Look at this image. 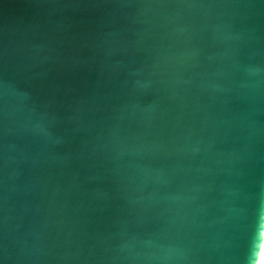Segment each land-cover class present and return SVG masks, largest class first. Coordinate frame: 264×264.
<instances>
[{
    "label": "water",
    "instance_id": "water-1",
    "mask_svg": "<svg viewBox=\"0 0 264 264\" xmlns=\"http://www.w3.org/2000/svg\"><path fill=\"white\" fill-rule=\"evenodd\" d=\"M264 0H0V264H252Z\"/></svg>",
    "mask_w": 264,
    "mask_h": 264
},
{
    "label": "clouds",
    "instance_id": "clouds-1",
    "mask_svg": "<svg viewBox=\"0 0 264 264\" xmlns=\"http://www.w3.org/2000/svg\"><path fill=\"white\" fill-rule=\"evenodd\" d=\"M264 251V229H261L258 235V242L255 244L254 259L252 264H260L259 256Z\"/></svg>",
    "mask_w": 264,
    "mask_h": 264
},
{
    "label": "bare ground",
    "instance_id": "bare-ground-1",
    "mask_svg": "<svg viewBox=\"0 0 264 264\" xmlns=\"http://www.w3.org/2000/svg\"><path fill=\"white\" fill-rule=\"evenodd\" d=\"M259 260H260V264H264V251L260 253Z\"/></svg>",
    "mask_w": 264,
    "mask_h": 264
}]
</instances>
